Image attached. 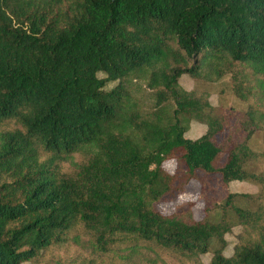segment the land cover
Returning <instances> with one entry per match:
<instances>
[{
  "label": "trees",
  "instance_id": "trees-1",
  "mask_svg": "<svg viewBox=\"0 0 264 264\" xmlns=\"http://www.w3.org/2000/svg\"><path fill=\"white\" fill-rule=\"evenodd\" d=\"M228 76L256 105L213 104ZM194 123L207 129L189 138ZM261 137L264 0H0V264L72 232L87 264L142 249L156 258L141 264H264ZM194 180L204 217L193 201L163 213Z\"/></svg>",
  "mask_w": 264,
  "mask_h": 264
},
{
  "label": "rangeland",
  "instance_id": "rangeland-1",
  "mask_svg": "<svg viewBox=\"0 0 264 264\" xmlns=\"http://www.w3.org/2000/svg\"><path fill=\"white\" fill-rule=\"evenodd\" d=\"M181 84L186 89H191L194 86V81L190 79L188 76H183L181 78ZM232 79L230 76L225 77L223 80L216 82L212 85L211 89V100L214 105H218V97L224 98L225 105L235 106L236 109H242L246 105H256L254 104L256 102L255 98H252L251 100H248L245 103H240L237 96L234 94L232 90ZM235 120V119H233ZM263 126V125H262ZM207 127L205 125H199V124H193L191 126V129L187 133V136L189 138H197L203 135L206 131ZM258 141H254L257 143V145H261L260 149L264 147V140L261 137V139H257ZM182 154V150L174 152V156L177 158ZM170 163L167 164V169L169 171H173L176 162L175 160H170ZM262 168L264 166L262 165ZM200 188L201 185L197 180L192 181L186 188V191L179 197L177 202H163L159 204V208L163 213H171L175 210V206L178 204L186 203L187 201H193V211L197 218H203L205 215L204 211V202L200 198ZM229 189L231 192H238V193H250V194H256L259 192V188L257 185L249 183V182H243V181H234L230 184ZM241 232L240 227H235L232 229L231 232H229L226 235L227 240L229 241V246L227 247L225 253L226 255L230 256L233 254V248L235 244L238 242V235ZM74 235V232L70 233L69 240L62 244L57 245L53 249L47 252L46 256L44 258H41L36 263H29L25 262L23 264H87L88 259L91 258V250L86 248L85 244L84 247H79V244L75 243L73 241L72 237ZM81 248V249H80ZM124 254H128V252H124ZM212 255L206 254L201 257V261L203 264H209L211 260ZM156 258V253L152 251H148L145 249H142L139 251L136 255H130L129 260L126 264H141L146 263L148 260H152ZM112 263L111 260L107 259L106 263ZM94 264H100L99 260L95 262ZM158 264H184L180 261H177L173 258H171L168 255H163L161 258H159ZM191 264V263H189Z\"/></svg>",
  "mask_w": 264,
  "mask_h": 264
}]
</instances>
